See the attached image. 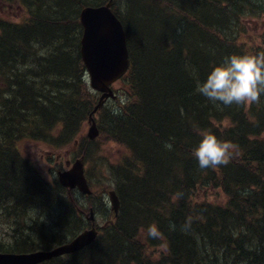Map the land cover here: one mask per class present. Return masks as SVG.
Instances as JSON below:
<instances>
[{"label": "trees", "instance_id": "1", "mask_svg": "<svg viewBox=\"0 0 264 264\" xmlns=\"http://www.w3.org/2000/svg\"><path fill=\"white\" fill-rule=\"evenodd\" d=\"M147 1L128 0L134 9L133 35L139 20L147 17L149 7L142 8L150 5L155 15L173 17L175 28L162 30V36L168 35L164 41L172 38L171 47L157 53L150 43L146 54L133 48L130 35L134 65L123 79L127 102L99 112L103 134L127 152L121 150L123 155L109 163L120 212L111 215L109 226L87 248L42 264H264V95L251 106H224L195 91L197 81L225 57L264 53V41L257 44L256 31L246 27L250 20L264 26V0ZM36 2L42 5V0ZM81 2H58L65 8L49 17L31 9V18L20 24L0 20V82L13 91L7 97L0 86V205L3 214L16 215L30 207L59 209L57 226L70 236L86 224L69 198L72 192L34 172L19 145L39 141L60 150L74 143L89 120L96 97L84 80L79 34L77 62L62 43L78 28L69 12ZM39 18L44 19L40 25ZM36 43L55 46L54 52L38 55L33 51ZM27 62L35 65L28 80L21 74ZM68 64L75 82L66 85L53 75L70 79L62 71ZM201 131L238 146L230 163L198 167L192 151ZM99 145L85 140L77 146L85 161L93 160L94 166L86 168L89 183L99 159L93 151ZM215 190L223 200L209 197ZM153 224L161 233L158 239L147 236ZM44 230L48 228L38 227L36 238L0 243V251L30 252L64 242L60 233ZM161 246L165 249L158 254Z\"/></svg>", "mask_w": 264, "mask_h": 264}, {"label": "rangeland", "instance_id": "2", "mask_svg": "<svg viewBox=\"0 0 264 264\" xmlns=\"http://www.w3.org/2000/svg\"><path fill=\"white\" fill-rule=\"evenodd\" d=\"M35 1V2H33ZM64 2V0H42V5H38L39 3L36 0H0V20H3L5 23L10 21L14 24H20L29 18H31V9H37V14L40 16L44 15L49 17L50 15L59 12L60 9L65 8L66 4H63L62 7L58 5V2ZM83 1V0H82ZM87 1V0H86ZM258 1V0H257ZM261 1V0H260ZM84 2V1H83ZM116 11L122 16L125 12V2L124 0H116ZM79 8L81 5L79 4ZM65 10H63V14ZM59 14V13H57ZM73 17H77L76 23L77 27H73V30L70 32L71 35H78L80 37V33L82 32V28L79 22V15L74 14ZM250 24L247 23V28H252L256 32L253 33V40L261 45L264 41V26L261 27L255 22V20H250ZM130 26V24L127 23ZM132 27V26H130ZM261 27V28H260ZM133 28V27H132ZM251 30V29H249ZM252 31V30H251ZM245 41H249V39H244ZM80 38L78 39V42ZM150 41V40H149ZM150 43H152L150 41ZM252 43V41L248 42ZM147 45H150L147 43ZM146 45V46H147ZM38 55L46 54V50H40V47L37 46ZM22 68V67H21ZM154 71V70H153ZM161 73V72H160ZM157 75V73H154ZM26 78V76H24ZM86 80L88 83V77L86 76ZM126 86V82L123 80L117 81L115 85H113L114 91L117 94V98L110 99L106 105L105 110L108 112L109 110H117L124 106L127 102L126 96L123 94V89ZM95 95L96 100L99 97V94L94 90H91ZM96 102V101H95ZM115 113L117 111H114ZM96 118L101 121V113L96 114ZM223 124L227 126V122L224 121ZM88 121L85 123L83 127L82 134L78 137L80 141H82V137L86 136L88 132ZM103 142L95 147L93 153L96 154L99 159L95 160V164H97V169L94 171L93 183H90V187L94 192L93 195L87 196L80 193L79 189L70 191L72 192L70 200L74 201L77 207L81 208L83 211H87L89 207H93L95 212V222L97 228L100 232L104 228H107L110 223L111 215L114 214V211L111 209V199L108 195L109 189H116L115 185V176L112 175L111 172V162H114L118 156H122L123 152H126L122 146L116 144L114 141L109 140L105 137L102 140ZM19 145V150L23 154L22 156L25 158V163L31 169L39 174L41 178H43L47 183L54 184L59 181L58 172L61 170L67 169L66 161L71 160L74 161L76 158L81 157L80 148H77V144L74 142L71 145L65 146L64 148H60V150L55 149V146L47 145L45 143L39 141H25L21 142ZM17 145V144H16ZM18 146V145H17ZM121 150L123 152H121ZM127 153V152H126ZM86 168H92L93 160L85 161ZM95 168V167H94ZM68 191V190H67ZM215 195L209 196L211 199H215L216 201H221L224 198V195L220 193L218 190H215ZM201 196H204L203 194ZM27 214L23 217L17 216V220L20 218L19 222L15 223L14 218H8L6 215L0 216V243L1 244H14L16 239L20 237L31 236L32 238H36V230L39 227H46L48 230H44L46 234H49L50 231H54L55 233H60L64 239V242L71 240L75 236L66 235L63 232L65 230H60L57 226V219L60 214L59 209L54 210L53 212H49V210H43L41 208L36 209L34 207L28 208ZM52 211V210H51ZM90 212L86 213L87 215ZM115 216V215H114ZM86 215H84L85 219ZM86 224L82 227L78 232L90 228L92 225L91 222H88L85 219ZM37 226V227H36ZM77 232V233H78ZM76 233V234H77ZM75 234V235H76ZM52 237V235H51ZM56 245V243L50 246L51 248ZM165 246H161L157 249V253L164 250ZM62 259H67L66 256H62Z\"/></svg>", "mask_w": 264, "mask_h": 264}, {"label": "water", "instance_id": "3", "mask_svg": "<svg viewBox=\"0 0 264 264\" xmlns=\"http://www.w3.org/2000/svg\"><path fill=\"white\" fill-rule=\"evenodd\" d=\"M111 4L112 0L104 6H88L80 14L81 24L84 27L80 50L91 75V84L102 92V96L93 106L88 117L92 122L89 129L90 139H94L99 134L95 114L101 110L106 100L117 97L113 90V82L126 73L131 61L124 26L110 9ZM66 165L68 168L58 173L59 182L69 190L79 189L83 195H91L93 190L85 173L84 157L72 162L68 160ZM108 194L112 210L118 215L121 198L115 189L109 190ZM87 218L93 222L92 227L81 231L72 240L55 245L50 250L0 252V264H40L54 257L85 249L99 235L94 210L88 214Z\"/></svg>", "mask_w": 264, "mask_h": 264}, {"label": "clouds", "instance_id": "4", "mask_svg": "<svg viewBox=\"0 0 264 264\" xmlns=\"http://www.w3.org/2000/svg\"><path fill=\"white\" fill-rule=\"evenodd\" d=\"M195 91L213 103L224 106H251L259 103L264 95V53L257 55H230L214 65L203 81H197ZM201 139L192 155L201 169L217 168L230 163L237 145L220 140L207 131L199 133ZM171 148V144L165 145ZM147 236L158 239L161 233L153 224L147 228Z\"/></svg>", "mask_w": 264, "mask_h": 264}, {"label": "bare ground", "instance_id": "5", "mask_svg": "<svg viewBox=\"0 0 264 264\" xmlns=\"http://www.w3.org/2000/svg\"><path fill=\"white\" fill-rule=\"evenodd\" d=\"M84 1V2H83ZM81 3H80V5H81V8H79V4H77L74 8H73V10H72V12H69V13H71V16L73 17V15L74 14H78L79 15V22H80V25H81V27H82V24H81V12H82V10L84 9V8H86V7H88V6H91V7H100V6H104V5H107L108 4V2H110V0H83ZM143 1V3L144 4H148V3H150L151 1H147V0H142ZM153 1V0H152ZM154 1H156V0H154ZM33 2H35V1H33ZM124 2H125V12H123L124 13V15L122 16L121 14H119L118 13V11H116V9H115V7H116V0H112V4H111V6H110V9L112 10V12L117 16V18L119 19V21L121 22V24L124 26V29H125V32H126V36H127V42H126V44H127V48H128V50H129V57H130V59H131V61H130V63H129V65H128V68H127V70H126V73L124 74V75H122L120 78H118V79H116V80H114V82H113V84L115 85V83L117 82V81H120V80H123L125 77H127V75L130 73V70L133 68V65H134V61H133V59L131 58V48H130V46H129V42H130V35H132L133 37H132V39H131V41H132V45H133V48H135L137 51H139V50H141L142 51V49L143 50H145V53L146 54H148V52H149V49H151L150 47H149V45H147V43H149L150 44V41L152 42L151 44L152 45H150V46H152V47H154V49H155V51L158 53L159 51H161L165 46H168V47H171V42H172V38H170V39H166L165 41H164V39L165 38H167L168 37V35H166V34H164V36H162L163 35V29L166 31V30H170V27L172 28H175V23H174V20H173V17H171V16H169V17H166V16H160V15H155L153 12H150V5H145L144 6V8H142L143 10L145 9V7L146 6H148L149 8H147L144 12H146V13H144L145 15L147 14V17L145 18V19H143V20H139V22H138V30L135 32V34L133 35V33H134V28H132V27H134V26H132V25H130V26H132V27H130L129 25H127L125 22H126V20L129 22V24H131V19L133 18L132 16H133V10H131L132 9V7H130L129 8V2H128V0H124ZM38 5H41V4H38ZM143 5V4H142ZM36 13H37V9H33ZM132 12V13H131ZM75 18V21H77V17H74ZM44 21V19H42V18H39V20H38V23H39V25L40 24H42V22ZM51 24V23H50ZM78 25H79V23H78ZM48 26H50V25H48ZM83 31H84V27L82 28V32H81V34H80V44H79V50H80V46H81V40H82V35H83ZM174 34H175V31H174ZM75 37H76V35H72L71 36V39L70 40H68V41H66V42H62L66 47H67V49L68 50H66V52H68V51H70V50H72V52H68V53H70V57L72 58V60L73 61H75V62H77L76 60H77V56H76V52H75V44H76V39H75ZM175 37H176V34H175ZM155 39H156V41H155ZM150 40V41H149ZM173 41H174V39H173ZM147 45V46H146ZM37 46H39L40 47V50H42V49H44V50H46L47 52L46 53H48V52H50V53H52V52H54L53 50L55 49V46L54 47H52L51 48V45L50 46H46V45H42V44H35L34 45V49H33V51L34 52H37L38 53V50H37ZM70 47H72V49H70ZM148 51V52H147ZM80 52V56H79V58H80V60L84 63V66H85V71H84V80H85V83L86 84H88V87H89V89H90V91L91 90H94L96 93H98L99 94V97H98V99L96 100V98H95V101H94V103L96 104L98 101H99V99H100V97L102 96L101 94H102V92L101 91H99L98 89H96L92 84H91V75H90V72L88 71V68H87V65H86V62L84 61V59H83V56H82V53H81V50L79 51ZM137 55H138V53H136ZM145 58H147L148 59V57H145ZM27 65H25V66H23V72L21 73L22 74V76L24 77V76H26V80H28L29 79V76L30 75H28L29 74V71H31V72H35V70H34V67H35V65L33 64V63H31V62H27L26 63ZM63 73L64 74H66L70 79H68L67 80V77H65L64 75H61L62 76V78H60V77H58V76H56V75H53V78L54 79H59V80H61V82H64V83H66V85H69V84H71V83H73V82H75V77H73V75H74V69H73V66L72 65H67V66H65L64 68H63ZM86 76L88 77V83H87V80H86ZM58 77V78H57ZM71 77H73V78H71ZM124 81V80H123ZM0 86H1V88L3 89V92H4V94L3 95H5V96H9L10 95V93L11 92H13V91H11V89H10V87H8V83L5 81V82H0ZM113 90H114V88H113ZM92 92V91H91ZM114 93L116 94V92L114 91ZM117 98V97H116ZM111 99H113V98H111ZM110 100V99H109ZM109 100H106L105 102H104V104L102 105L103 107L101 108V110H103L104 108H105V105H106V103L109 101ZM94 108V107H93ZM100 110V111H101ZM100 111H98L96 114H98ZM96 114H95V121H96V125H97V128H98V130H99V134L94 138V139H90V137H89V132H90V127L92 126V122L91 121H89L88 120V124H89V127H88V132H87V134H86V136H84V137H82V141H80V139H78V137L82 134V129H83V127L85 126V124H84V126L82 127V131H81V133L79 134V135H77V137H75L74 138V140H73V142H75L76 144H77V146H81V145H83V141H85V140H88V141H90V142H100V144L103 142L102 140L103 139H105V137L106 138H108L109 140H111V141H114V140H112L111 138H109L108 136H106V135H104L103 134V129L101 128V121L99 120V119H97L96 118ZM89 117V116H88ZM42 119H45V118H42ZM41 119V120H42ZM102 120V119H101ZM44 121V120H43ZM45 122V121H44ZM224 122V121H223ZM227 122V124H228V121H226ZM116 144H119L120 145V143H118V142H116V141H114ZM121 146V145H120ZM96 148H97V146H96ZM84 157V156H83ZM83 157H79V158H83ZM77 159V158H76ZM68 161V160H67ZM66 161V162H67ZM69 161H71V160H69ZM72 162V161H71ZM84 165H85V158H84ZM67 168H68V165H67ZM60 172V171H59ZM58 172V173H59ZM85 173H86V165H85ZM86 176H87V174H86ZM88 177V176H87ZM89 180V179H88ZM56 183H58L60 186H62L63 188H65L59 181L58 182H56ZM90 184V183H89ZM65 189H68V188H65ZM69 190V189H68ZM73 190H77V189H73ZM73 190H69V191H73ZM109 190H111V189H109ZM108 190V191H109ZM116 190V189H115ZM78 191V190H77ZM117 191V190H116ZM81 193V192H80ZM94 193V192H93ZM92 193V194H93ZM118 193V192H117ZM91 194V195H92ZM86 195V194H85ZM109 195V194H108ZM87 196H90V195H87ZM121 206V205H120ZM8 207V206H7ZM11 207V206H10ZM5 209V208H4ZM4 209H3V207L0 205V213L1 214H3V211H4ZM77 209V211H79L80 213L81 212H83V215H86V217H85V219L88 221V222H91L88 218H87V214L86 213H88V212H91L92 210H94V208L93 207H89L88 208V210L85 212V211H83L81 208H76ZM111 209H112V207H111ZM19 212L17 213L18 215H16V214H14L13 212L14 211H12L11 213H5V214H3V215H8L7 217L8 218H13L14 216H19V217H23L24 215H26L27 214V211H24V212H22V211H20V210H18ZM114 211V210H113ZM94 212H96V210H94ZM120 212V211H119ZM114 215L115 216H117L116 215V213L114 212ZM19 220H20V218L18 219V220H15L14 219V221H15V223L18 221L19 222ZM92 223V225H93V222H91ZM96 223V222H95ZM92 225L90 226V227H92ZM96 228H97V225H96ZM98 229V228H97ZM84 230H86V229H84ZM83 231V230H82ZM98 231H99V229H98ZM81 232V231H80ZM80 232H78V233H80ZM100 232V231H99ZM98 232V233H99ZM78 233L76 234V235H78ZM100 234V233H99ZM75 235V236H76ZM99 236V235H98ZM75 238V237H74ZM98 238V237H97ZM96 238V239H97ZM73 239V238H72ZM71 239V240H72ZM70 241V240H69ZM67 242V241H66ZM64 243V242H63ZM63 243H58V244H56V245H59V244H63ZM54 244V243H53ZM55 246V245H54ZM53 246V247H54ZM89 246V245H88ZM52 247V248H53ZM52 248H48V249H46V248H41V249H45V250H50V249H52ZM87 248V247H86ZM41 249H36V250H41ZM36 250H31V251H36ZM83 250V249H82ZM80 251V250H79ZM0 252H2V251H0ZM7 252H12V251H7ZM6 252V253H7ZM14 252V251H13ZM18 252H20V251H18ZM18 252H14V253H18ZM77 252V251H76ZM71 254H73V253H71ZM64 255H68V254H64ZM63 255V256H64ZM59 257H62V256H59ZM55 258V257H54ZM53 260V259H52ZM47 261H49V260H47ZM43 262H46V261H43ZM40 264H42V263H40Z\"/></svg>", "mask_w": 264, "mask_h": 264}]
</instances>
